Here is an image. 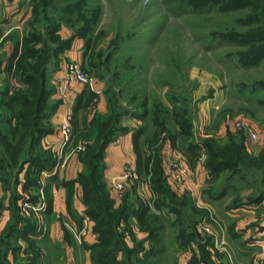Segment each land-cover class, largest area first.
Masks as SVG:
<instances>
[{"label": "rangeland", "instance_id": "374dc122", "mask_svg": "<svg viewBox=\"0 0 264 264\" xmlns=\"http://www.w3.org/2000/svg\"><path fill=\"white\" fill-rule=\"evenodd\" d=\"M263 4L264 0H30L29 17L22 22L15 18L13 24L19 28L11 30L14 33L10 38L4 36L8 32L0 33V40L6 37L1 46L9 47L16 36L29 29V24L30 29L43 34L52 31L48 35L50 44L64 30L75 33L72 37H77L82 28L89 29L88 34L93 36L102 32L94 43L89 41L88 47L82 38L83 67L92 73L94 86L102 89L98 101L97 97L91 99L81 110H76L77 129L82 131L86 147L94 143L95 124L106 115L93 111L94 108L106 99L107 111L113 94L112 97L118 94V99L115 98L119 109L129 111L126 117L137 118L138 112L145 114L141 119L147 132L144 144L155 145L149 150L159 154L161 167L167 166L162 145L165 135L150 143L151 132L175 131L178 126L174 119L184 109L185 118L180 120L193 130L196 128L197 133L189 139L181 137L174 148L186 159L185 145L191 141L200 143L207 135L224 140L218 132L223 128L225 133L228 129L225 122H248L259 135L257 141L240 129L226 131L230 139L245 145L246 155L252 157L239 164L242 177L236 179L237 187L247 179L248 185L244 183L247 187L239 191L230 189L227 199L231 202L232 195L240 193L242 202L247 203V199L264 191V104L259 102L264 92L251 86L253 81L264 78V58L256 64L250 54H245L253 47L247 35H263L264 15L260 10ZM0 52V57L5 55V50ZM155 119L160 124H154ZM201 154L205 155L203 148ZM137 174L133 190L138 186L149 187L147 176L143 172ZM197 217L190 210L181 224L191 231ZM210 217L201 224L198 237L208 245L220 247V241L230 240L235 233L214 212H210ZM165 221L159 222L165 229L161 237L166 255L163 253L164 259L162 254L160 261H155L157 264H169L177 254L172 250L173 233L166 230ZM184 228L180 226L177 233L185 231ZM254 228L249 229L253 234ZM263 233L260 238L264 240ZM262 246L263 243L250 245L244 260L264 264ZM232 264L239 263L232 257Z\"/></svg>", "mask_w": 264, "mask_h": 264}, {"label": "trees", "instance_id": "16d2710c", "mask_svg": "<svg viewBox=\"0 0 264 264\" xmlns=\"http://www.w3.org/2000/svg\"><path fill=\"white\" fill-rule=\"evenodd\" d=\"M260 10L261 14L264 15V4ZM32 18H34V14ZM30 26L29 24V29L25 28V31H22L18 37L16 36L11 44L9 43L8 51L5 50V55L0 57V172L4 176L3 181L7 188H10L15 181L17 182L22 172H24L23 189H34L36 193L39 186H42L46 210L51 212L52 197L48 181L54 180L55 175L49 177L47 175L44 178V183L40 184L41 174L43 172L49 173L56 164L54 155L50 153L51 156L48 151L46 152L41 147L42 137L47 131L44 121L50 108L48 99L52 93V89L48 85V63L51 58L56 56L58 50L66 48L69 42L68 39L63 40L57 34L56 42L50 44L48 35L50 36L52 31H46L43 34L34 28L30 29ZM55 30V32L58 31L57 28ZM10 31L4 36L10 38L11 34L14 33ZM89 31V29L82 28L76 33L77 36L84 38L87 47L89 41L94 43L97 37L102 34L99 32V35H94V37L88 34ZM262 32V36L250 34L246 37L253 47L245 54H250L255 59L254 63L256 64L260 58H264V19ZM5 38L0 40V50H4L1 45ZM82 68L89 75L92 74L83 66ZM251 86L264 92V78L253 81ZM83 96L85 102L81 107H85L87 102L91 99L93 101L97 97L88 88L87 93H83ZM112 96L108 100L106 115L95 124L94 143L87 147L85 144L84 150L78 152L82 168L76 179L62 181V185L66 189V204L70 208L74 184H80L82 202L85 206L84 214L93 221V232L96 234V241L93 244L89 245L82 242L90 250V258L93 264H157L155 261H160L159 257L165 250L162 237L159 234L162 228V223L159 221H162V218H156L149 213V204L138 200L136 189L133 190L134 185L124 193L122 202L115 206L103 177V152L111 138L119 130L122 118L129 112L119 109L117 105L118 94L115 96L117 99ZM259 102L264 104V93ZM79 104H81L80 99L77 101L75 110L80 107ZM181 114L174 119V124L178 126L175 131H168L166 134L164 131H152L148 142L152 143L153 140H158L164 134L170 144L175 147L178 146L181 137L192 138L191 126L188 123L185 125L183 120H180L185 118V109ZM74 115L72 114V126L76 132V113ZM144 115L143 112L135 114L139 120ZM154 124L160 123L155 119ZM143 130L144 127H140L136 131L133 137V150L136 157V171L138 173L143 172L147 176L149 191L152 195L150 201H153L156 209L160 210L165 207L173 211L179 221H182L185 213H189L190 210L198 215L197 221L209 220L211 218L209 212L200 210L195 201L187 196L178 197L164 183L159 154L150 152L146 155L141 149L140 136L143 134ZM81 132L80 130V136L77 133V137H81L80 140H82ZM227 136L226 140H222L207 135L200 143L193 140L185 145L184 153L187 157V163L191 167L201 156V149H204L207 188H203V192L209 199H219L227 195L230 189L239 191L245 189L244 183L248 185V180L245 179L237 187L236 179L242 177L239 164L244 159L252 157L246 155L245 145L230 139V134ZM217 181L220 182H218V188L212 190ZM130 196H132L131 201L127 199ZM241 196L240 193L232 195L230 206L237 208L264 201V191H260L257 196L247 199V203L242 202ZM37 199L38 196L35 194L28 200L35 202ZM81 219L80 217V223ZM133 222L140 231L146 233L149 248L144 247L143 240L136 239L132 231ZM23 229L24 231H22ZM23 229L16 236L24 237V232L27 229ZM184 229L185 231L178 234L183 238V243L187 244L190 240L193 241L198 238L195 221L191 231ZM13 230L14 227H10L9 236ZM126 235L133 241L130 246L125 242Z\"/></svg>", "mask_w": 264, "mask_h": 264}, {"label": "crops", "instance_id": "0c3cea01", "mask_svg": "<svg viewBox=\"0 0 264 264\" xmlns=\"http://www.w3.org/2000/svg\"><path fill=\"white\" fill-rule=\"evenodd\" d=\"M29 15L30 0H1L0 33L5 34L14 28H19L18 25L13 24L15 18H18V22H22ZM59 35L63 40L68 39L69 44L66 48L58 50L56 56L51 58L48 63V85L51 87L52 93L48 99L50 105L49 112L44 121L47 131L41 140L42 149L46 152L48 151L49 154H53L58 164L62 161L57 157V151L62 146V135L59 132V125L63 121L67 111H70L74 115L77 113L76 110L82 109L81 105H84L85 102L83 93L87 90V85L83 83L75 81L67 82L64 70L65 64L69 61H76L82 64L85 60L82 38L78 36L72 37L74 33H67L66 30L60 31ZM8 49L9 47L4 48L6 51ZM64 84H66V94L65 97H60L57 87ZM100 96L101 94L98 96L97 101ZM78 99H80L81 104L75 110ZM106 105L107 100H101L93 111L103 115L106 113ZM202 114L205 115V111H202ZM142 124L143 121L135 117H123L119 130L107 144L103 152L102 162L104 164L103 177L108 186L110 180L114 176L119 175L126 164H131L135 167L136 157L133 150V137L136 131L142 127ZM76 126L78 125H75L76 133L80 136V130ZM228 130L230 131L231 129L228 128L226 131ZM143 131V134L140 136V146L142 151L145 150V154L148 155L155 145L149 146V144H144L147 132L145 129ZM226 131L223 133L222 128L218 132L219 135L223 134L224 140H226ZM192 133L197 134L196 128L192 129ZM162 145L165 146L164 151L165 148L170 147L176 157H182L187 163V159L180 155L178 151L176 152L175 147L170 144L166 136ZM204 158L205 155L201 154L192 167L187 163L190 176H193L190 183L184 186L176 185L171 178L167 166L164 165H162L163 181L178 197L187 196L192 201H195L200 210L209 213L214 212L221 223L224 225L230 224L228 228L235 234H233V238L230 240L225 239L224 241L223 239L225 247H217L216 245L215 247L211 245L212 243L208 245L199 237L185 244L183 243V238L178 235L180 232H177L180 226L185 227L186 225L183 226L181 224L176 214L165 207L159 210L155 206L149 205V213L156 218L166 219L165 228L166 230L171 229L170 233H173L171 240L174 248L171 249L177 252L176 257L178 258L175 257L169 264H193L198 259H202L204 264H229L232 261V257L239 264L240 262L248 263V258L244 260L247 257L246 252H249L250 245L256 243H263V254L261 256L264 257V240L260 238L261 232H264V201L255 206L250 205L235 208L230 206V199H227L229 193L219 199H209L206 193L203 192V188H207V171L204 165ZM81 168L82 162L79 159L78 152L71 153L65 159L63 165L59 164L58 167L53 166L52 170L47 173L48 177L55 175L54 180L48 181L52 197L51 212L46 210L45 205L42 211L33 213L30 216L22 214L20 204L23 200L33 197L36 193L34 189H23L24 172L19 175L17 182L12 183L10 188L4 185V176L0 172V264H93L90 258V250L82 244L84 242L90 245L96 241V234L93 232V221L90 220V231L82 240L79 241L75 235L81 226L80 217L82 218L85 215V206L82 202V188L80 184H74V193L70 200V208H68L66 204V189L62 185V181L64 180L76 179ZM144 186L143 188H140V186L136 188L138 200L149 204L151 203L152 195L147 186ZM217 186L218 183L214 184L212 190L218 188ZM109 192L114 205H119L123 199L122 195L119 196L112 190ZM127 199L131 201L132 196ZM201 223H205V220L195 222L196 232H199ZM174 224L179 225V227L176 228ZM250 226L251 228L255 226L256 233L253 234L249 231L251 229ZM10 227H14V230L9 236L8 231ZM23 228L27 229L24 232V237L16 236V234L19 235ZM162 228L159 232L160 235L165 231ZM132 231L136 239L143 240L144 247L149 248L146 233L140 231L134 222L132 223ZM125 242L129 246L133 244L132 239L128 235L125 236ZM164 248L166 249V247ZM163 253L166 255V251ZM164 254L162 255V259H164Z\"/></svg>", "mask_w": 264, "mask_h": 264}, {"label": "built area", "instance_id": "2783aa9c", "mask_svg": "<svg viewBox=\"0 0 264 264\" xmlns=\"http://www.w3.org/2000/svg\"><path fill=\"white\" fill-rule=\"evenodd\" d=\"M66 81H75L79 83H83L87 85V88L94 92L98 96L102 93V89L96 88L94 86L93 77L85 70H83L80 63L76 61H69L64 66ZM57 92L60 97H65L66 94V84L59 85L57 87ZM72 113L67 111L65 113L64 119L59 125V132L62 135V146L57 151V157L59 160V164L63 165L65 159L74 152H80L84 150L85 143L83 140H80L77 137V133L73 130L72 126ZM227 128H236L243 130L253 141H257L259 135L257 131H255L248 122L243 120H230L225 122ZM165 162L171 178L176 185L184 186L190 181H192L189 167L185 160L182 157H176L173 153V150L170 147L165 149ZM59 164L56 162L55 166L58 167ZM47 175V172H43L40 177V184L44 183V178ZM138 178L137 171L135 167L131 164H126L123 168L122 172L119 175L114 176L110 182L109 186L112 191L116 192L119 196H123V194L129 190L133 185L134 181ZM149 189V187H147ZM38 199L35 202H31L30 200H23L20 204L21 212L24 216H30L33 213H37L42 211L45 208V199L42 186H39L36 192ZM150 206H154L153 201L149 203ZM202 224V223H201ZM201 224L199 227V231L201 232ZM90 231V218L87 215H84L81 219L80 229L76 232V237L80 241L82 238ZM217 242V241H216ZM223 244L222 241L219 242V246L221 247ZM193 264H204L202 260H197ZM232 264V261L229 262ZM252 264H261V262L254 260Z\"/></svg>", "mask_w": 264, "mask_h": 264}]
</instances>
